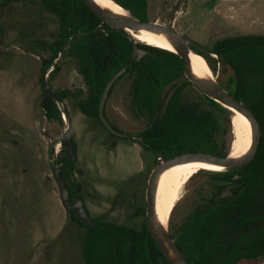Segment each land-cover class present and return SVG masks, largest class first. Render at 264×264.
Listing matches in <instances>:
<instances>
[{
    "label": "rangeland",
    "instance_id": "374dc122",
    "mask_svg": "<svg viewBox=\"0 0 264 264\" xmlns=\"http://www.w3.org/2000/svg\"><path fill=\"white\" fill-rule=\"evenodd\" d=\"M147 2L149 22L172 28L206 52L223 35L234 34L230 23H215L221 17L215 12L218 0ZM57 33L56 17L46 12L38 0L0 6V264H84L81 242L85 230L66 219L50 170L51 163L62 167L60 159L67 156V147L61 146L58 138L66 130L68 119L63 117V105L59 102L56 106L61 122L48 120L41 107L42 63L49 65L50 46ZM207 60L217 84L232 93L230 68L220 65L215 55ZM77 68V59L64 54L48 74L50 88L54 92L79 90V98L84 99L87 89ZM132 78L126 74L115 82L104 113L117 132L136 137L148 120L145 115L135 116L132 112ZM185 81L183 77L176 84ZM172 88L169 86L163 92V103ZM184 100L215 114L221 122V133L224 132L222 138L218 137L219 145L225 143L230 149L231 113L228 119L209 106L204 95L191 84L184 90ZM64 106L70 115L75 144L72 176L82 186L90 218L117 225H140L145 221L148 178L160 160L155 161L151 153L144 151L141 165L137 150L131 146L134 138L127 142L128 139L111 137L95 119L78 110L75 98L65 99ZM211 174L198 172L182 187V197L167 225L171 235L177 233L197 206L219 193L221 182ZM133 184L137 185L134 200L130 191L125 194Z\"/></svg>",
    "mask_w": 264,
    "mask_h": 264
},
{
    "label": "trees",
    "instance_id": "16d2710c",
    "mask_svg": "<svg viewBox=\"0 0 264 264\" xmlns=\"http://www.w3.org/2000/svg\"><path fill=\"white\" fill-rule=\"evenodd\" d=\"M18 1L21 0H0V6ZM38 1L58 22L56 40L49 45L52 58L48 64H52L62 47L73 40L65 54L77 59V72L87 89L84 99L79 98V90L58 91L61 99H77L78 110L104 128L98 117L99 100L106 84L124 68L119 79L126 74L133 77L130 86L132 112L135 116L137 113L145 115L148 124L138 136H124L122 139L134 138L133 143L151 153L155 161H158V154L164 160L195 152L222 157L229 154L230 149L225 143L219 145L218 137L221 135L222 138L224 132L221 133V122L215 114L184 100V90L190 83L176 84L184 77L185 68L177 54L137 44V48L147 52L137 61L132 58L131 37L124 31H115L102 24L81 0ZM113 1L134 18L148 21L146 0ZM78 35H81L79 39H75ZM209 53L216 56L220 65L230 68L234 86L231 94L253 113L259 126V142L248 165L233 171L208 172L221 182L218 192L229 188V198L219 200L214 194L206 204L197 206L178 227L177 233L171 236L188 264L264 261V36L223 38L213 44ZM203 56L209 63V56ZM45 67L43 62L41 69ZM169 86L173 90L163 103V92ZM44 97L42 93L41 107L46 118L61 122L56 102L50 98L43 102ZM204 99L229 119V110L206 96ZM228 121L230 127V119ZM112 129L117 132L114 127ZM138 138H141L140 142ZM60 144L66 147L65 142ZM72 146L74 160L69 163L67 156L63 157L60 159L62 167L58 169L69 201L74 198L83 201L81 185L72 176L76 161L73 139ZM136 187L133 184L125 192L132 193V200L137 193ZM137 209L143 211L139 205ZM84 210L88 214L85 205ZM69 220L85 230L81 242L84 264H170L147 232L145 221L138 226H127L92 219L95 227L91 228L77 221L73 215Z\"/></svg>",
    "mask_w": 264,
    "mask_h": 264
},
{
    "label": "water",
    "instance_id": "95a60500",
    "mask_svg": "<svg viewBox=\"0 0 264 264\" xmlns=\"http://www.w3.org/2000/svg\"><path fill=\"white\" fill-rule=\"evenodd\" d=\"M81 2L102 22V24H105L112 30L124 31L126 34H127V30L130 31L152 30L163 33L165 36H167L169 39L172 40L177 50L176 54L183 60L185 64L184 77L191 84V86L195 90L200 92L202 95L215 101L225 109L234 110L240 113L250 123L251 126L250 147L247 154H245L241 158L238 159L230 158L229 154L225 157H222V156H216V155H210V154H204L198 152L181 154L169 160H162L161 154H158L157 156V159L161 161L159 165H157L152 170L148 178L147 187L145 190V201H146L145 228L147 232L150 234L151 238L156 242L160 250L163 252L165 258L168 260L170 264H188L186 259L184 258L178 247L176 246L174 239L172 238L171 234L168 231V228L164 227L162 224L154 220L156 178L164 169L189 162L201 161V162L213 163L218 166L227 168V171L237 170L239 168L248 165L252 161L256 153L257 145L259 142L260 131L257 121L253 113L249 110V108H247L243 103L237 101L232 96L231 93H229L221 86H219L216 81L214 83H210L204 80L197 79L192 75L190 69V58H189L190 52H194L195 54H198L204 59L206 58L203 55L211 56L212 54L195 46L194 44L191 43L190 40L174 32L170 27L162 26L157 23L149 22V21L144 22L134 18L129 13V11L122 8L114 1L113 2L115 4L120 6L128 13L129 16L128 18H118L114 15H110L104 12L98 5H96V3L93 0H81ZM80 36L81 35H78L75 39H79ZM72 42L73 40H69L62 47L56 61L46 66L42 70L40 76L41 89L43 94L45 95L43 102H45L49 97H51L56 102L61 103L64 109L63 115H66L68 119L67 128L64 131V133L58 138V142L66 143L67 161L69 163H71L74 160V152L72 146V122L70 119V115L67 111V108L64 106V100L61 99L58 95H56V93L50 88L47 82V77L48 74L51 72L52 68L56 64H58L60 60H62L65 51ZM137 44L138 43L135 40H133L132 58L139 61L147 54V52L145 50L137 48ZM194 49H196L198 52L194 51ZM124 71H125L124 68L120 69L106 84L98 104V117L101 124L109 133L121 138H123L126 135L116 132L115 130L112 129L106 117L104 116V108L108 98L109 89L114 84V82H116L121 77ZM137 140L140 142L141 138H138ZM50 170L53 180L57 186L60 203L63 209L65 210L66 219L69 220L71 218V215H73L76 218V220L82 223L83 225L91 228L95 227V223L84 210L83 201L80 198H74L71 202L69 201L68 191L66 190L64 182L59 174V169L55 166L54 163L50 164ZM228 189L229 188H226L221 194L218 195L219 200L222 198L227 199L229 197ZM168 249L171 252V254L169 253Z\"/></svg>",
    "mask_w": 264,
    "mask_h": 264
},
{
    "label": "bare ground",
    "instance_id": "6f19581e",
    "mask_svg": "<svg viewBox=\"0 0 264 264\" xmlns=\"http://www.w3.org/2000/svg\"><path fill=\"white\" fill-rule=\"evenodd\" d=\"M104 12L118 18H128V13L112 0H93ZM133 40L148 46L177 53L171 39L163 33L152 30H127ZM190 69L192 75L200 80L215 82L214 74L206 59L190 52ZM230 111L233 140L230 146V158L238 159L247 154L251 139V126L249 121L240 113ZM249 145V146H248ZM226 172L227 168L208 162H189L164 169L155 182L154 220L167 227L170 215L182 197V187L196 173ZM169 251V249H168ZM171 254V252L169 251Z\"/></svg>",
    "mask_w": 264,
    "mask_h": 264
},
{
    "label": "crops",
    "instance_id": "0c3cea01",
    "mask_svg": "<svg viewBox=\"0 0 264 264\" xmlns=\"http://www.w3.org/2000/svg\"><path fill=\"white\" fill-rule=\"evenodd\" d=\"M215 12H217V15L221 16L218 17V22L216 19L215 23H230V30L234 33L232 35H223V37H221L220 39L247 35L264 36V0H218V3L215 6ZM218 31L221 32L222 30L218 29ZM127 142H129V140H127ZM131 146L135 147V149L137 150L140 164L142 165V153L144 151L135 143H131ZM141 171L142 168H140V172ZM115 196L116 194L114 195V197ZM83 202L85 205L84 198ZM237 264H264V261L243 260L238 262Z\"/></svg>",
    "mask_w": 264,
    "mask_h": 264
},
{
    "label": "flooded vegetation",
    "instance_id": "af4514ba",
    "mask_svg": "<svg viewBox=\"0 0 264 264\" xmlns=\"http://www.w3.org/2000/svg\"><path fill=\"white\" fill-rule=\"evenodd\" d=\"M146 3H147V6H148V2H147V0H146ZM57 65V64H56ZM55 65V66H56ZM53 69V68H52ZM52 71V70H51ZM56 93V95H58V92H55ZM51 100H53V101H55L53 98H51V97H49ZM56 102V101H55ZM112 137V136H111ZM114 138H121V137H117V136H115L114 135ZM162 160H164V159H162ZM161 161V160H160ZM226 188H228V187H226ZM226 188H224L221 192H219L218 194H217V196L219 195V194H221ZM229 190V189H228ZM228 195H229V192H228ZM229 198V197H228ZM227 198V199H228ZM222 199H224V198H222Z\"/></svg>",
    "mask_w": 264,
    "mask_h": 264
},
{
    "label": "built area",
    "instance_id": "2783aa9c",
    "mask_svg": "<svg viewBox=\"0 0 264 264\" xmlns=\"http://www.w3.org/2000/svg\"><path fill=\"white\" fill-rule=\"evenodd\" d=\"M63 117H64V115H63Z\"/></svg>",
    "mask_w": 264,
    "mask_h": 264
}]
</instances>
